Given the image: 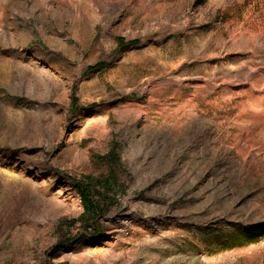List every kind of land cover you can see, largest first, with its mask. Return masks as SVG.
Returning a JSON list of instances; mask_svg holds the SVG:
<instances>
[{
    "label": "rangeland",
    "instance_id": "rangeland-1",
    "mask_svg": "<svg viewBox=\"0 0 264 264\" xmlns=\"http://www.w3.org/2000/svg\"><path fill=\"white\" fill-rule=\"evenodd\" d=\"M0 264H264V0H0Z\"/></svg>",
    "mask_w": 264,
    "mask_h": 264
},
{
    "label": "trees",
    "instance_id": "trees-1",
    "mask_svg": "<svg viewBox=\"0 0 264 264\" xmlns=\"http://www.w3.org/2000/svg\"><path fill=\"white\" fill-rule=\"evenodd\" d=\"M78 185H79V192L83 196H85V192L88 194L91 193L93 196L94 193L92 191H93L94 187L92 188V182H89L87 184L80 183ZM108 185H109L108 181L101 182V186L103 188L107 189ZM83 205H84L86 211L88 212L87 220L88 221H94L96 219L97 215H99V213H100V208L97 205L96 201L93 199H90V200L87 199V201L85 200V203ZM76 241H79V240H76Z\"/></svg>",
    "mask_w": 264,
    "mask_h": 264
},
{
    "label": "bare ground",
    "instance_id": "bare-ground-1",
    "mask_svg": "<svg viewBox=\"0 0 264 264\" xmlns=\"http://www.w3.org/2000/svg\"><path fill=\"white\" fill-rule=\"evenodd\" d=\"M41 1H43V2H46V0H41ZM2 2V1H1ZM34 7V4H33V6H32V8Z\"/></svg>",
    "mask_w": 264,
    "mask_h": 264
}]
</instances>
